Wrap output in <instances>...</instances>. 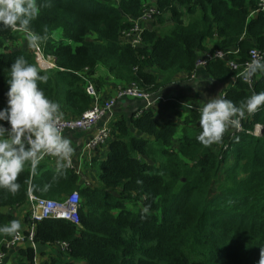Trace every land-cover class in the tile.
<instances>
[{
	"label": "trees",
	"instance_id": "trees-1",
	"mask_svg": "<svg viewBox=\"0 0 264 264\" xmlns=\"http://www.w3.org/2000/svg\"><path fill=\"white\" fill-rule=\"evenodd\" d=\"M151 1L38 0L41 12L32 28L46 35L38 45L53 57L55 67L42 69L32 50L8 47L21 32L0 30V108L6 106L11 64L20 56L48 76L47 83L38 86L67 117L91 106L86 86L89 80L98 82L94 75L99 65L117 81L151 93L178 72L191 75L195 60L204 53L238 48L233 58L243 63L250 49H264V0H153L159 11L168 10L172 23L167 30L145 29L142 45L133 47L120 33L131 27L129 18L141 14L143 3ZM155 18L164 23L160 12ZM214 35L219 38L215 49L199 54L204 40ZM205 69L215 81H234L224 98L239 106L249 97L251 89L225 60L210 59ZM254 75L253 91H264V74ZM163 103L164 110L180 106L169 99ZM199 118L200 112L189 108L178 133L174 121L157 119L151 107L140 109L130 121L121 117L111 124L107 157L92 159L97 184L77 189L79 175L73 168L61 175L43 158L35 176L25 167L17 193L0 189V207H20L29 190L56 200L78 190V223L26 218L34 224L33 242H66L68 255L83 264H260L264 107L247 115L241 131L231 134L229 128L222 141L211 146L196 140ZM256 123L262 125L260 136L252 134ZM13 219L11 212L0 213V225ZM19 257L32 264L34 251L21 249Z\"/></svg>",
	"mask_w": 264,
	"mask_h": 264
},
{
	"label": "clouds",
	"instance_id": "clouds-1",
	"mask_svg": "<svg viewBox=\"0 0 264 264\" xmlns=\"http://www.w3.org/2000/svg\"><path fill=\"white\" fill-rule=\"evenodd\" d=\"M40 12L38 0H0V30L22 32L29 46H36L46 38L32 28ZM256 72H264V62L254 61L243 78L247 80ZM47 81L48 76L41 75L38 67L23 56L11 64L6 106L0 108V189L12 194L20 190L17 181L25 167H30L31 175L35 176L47 155L56 158L58 174L62 175L73 164L75 149L59 126L60 105L38 86V82ZM261 106H264V91L254 92L239 106L220 95L208 98L199 109L201 132L196 140L204 146L221 142L230 127H239L246 113H254ZM143 212L147 213L148 207ZM20 229L21 221L13 219L9 224L0 225V234L15 235ZM260 264H264V249Z\"/></svg>",
	"mask_w": 264,
	"mask_h": 264
},
{
	"label": "crops",
	"instance_id": "crops-1",
	"mask_svg": "<svg viewBox=\"0 0 264 264\" xmlns=\"http://www.w3.org/2000/svg\"><path fill=\"white\" fill-rule=\"evenodd\" d=\"M152 6L156 7L154 1L150 3ZM171 18V14L168 13ZM169 16H167V20L172 23V19L170 20ZM186 19V17H184ZM165 21V20H164ZM145 29H157V30H166L163 29V24L154 19H147L144 22ZM61 34L60 30L58 31ZM22 34V32H21ZM24 34V33H23ZM219 41V38L214 35L211 37H207L203 42L204 50L199 51V54L203 53V51L214 50L215 45ZM220 50V49H218ZM216 51V50H215ZM214 52V51H213ZM50 56V55H49ZM52 57V56H51ZM228 57H233L229 55ZM47 64V67L52 68L55 67L54 59L50 60L48 58H44ZM215 59V58H214ZM223 59L226 61V58H216ZM41 63V62H40ZM51 63L54 65L51 66ZM41 66L42 63H41ZM206 68V67H205ZM205 68H197L194 71L193 76H190L188 72H178L176 73L168 82H165L160 85V88L152 93V96L157 99H169L170 101H174L178 103L180 106L175 107L173 109L161 111L170 112V110H174V117H170L165 113L160 118H168L175 122L177 126V132H182L183 123L188 115V109L193 108L198 110L204 106L207 102L208 98H214L217 95H224V92L234 84L233 80H227L226 82H218L211 79L207 73ZM264 72H257V78L262 76ZM94 77L97 79V83H92V87L96 92L94 102L102 103L110 96L113 95V90L125 85L117 81L116 78L112 77L103 65H99L95 71ZM5 91H8V86L5 87ZM250 95V94H249ZM224 97V96H223ZM164 102V101H163ZM162 101L156 100L153 102L151 109L157 113L156 110L161 109L163 107ZM191 105V107H189ZM145 107L144 101L132 99V98H124L118 100L114 106L107 111L101 118L97 121L95 125H93L90 129L85 131H71L67 130L63 133L66 137H68L72 141V146L75 149V153L73 155V168L76 173L79 175L78 187L83 186L85 184H97V170L93 165L92 159L103 160L107 157L109 147L107 142L101 144L98 148H96L91 153L85 150L86 141L92 136V134L101 126L108 125L111 129V124L114 121H117L121 117H124L127 121H130L132 115H137L139 110ZM63 116V115H62ZM157 118V119H160ZM129 130L131 128L132 131H135V127L132 125L128 126ZM141 135V134H140ZM142 138L147 141L153 140V137L149 135L142 134ZM150 142V141H149ZM46 157V158H45ZM44 159L48 164L50 169L56 170V158L53 156H45ZM69 193V192H68ZM65 193L64 197L68 194ZM28 203L25 202L20 207L12 208L9 206L0 207V213H9L11 212L14 216V219H18L21 221V229L24 235L27 233L30 223L27 220V210ZM12 235L0 234V250L4 253V257L2 259L1 264H27V260L22 257L17 258V252L21 249L32 248L34 251V259L37 263L48 262L51 259H57L64 262H73L75 264H83L82 261L75 260L67 253V249L61 244V242L53 243V244H37L29 241L26 237L23 238L15 247H6V241H8Z\"/></svg>",
	"mask_w": 264,
	"mask_h": 264
},
{
	"label": "built area",
	"instance_id": "built-area-1",
	"mask_svg": "<svg viewBox=\"0 0 264 264\" xmlns=\"http://www.w3.org/2000/svg\"><path fill=\"white\" fill-rule=\"evenodd\" d=\"M264 6V5H263ZM156 7L143 3L141 14L137 17L129 18L131 22V27L127 30H123L120 33V38L133 47L141 46L143 43V33L145 31L144 22L147 19H151L152 16L156 13ZM35 47V53L38 59H44L45 57L52 60L53 57L49 55H44L41 53L40 47ZM239 53L238 48H225L216 50L214 52H207L197 57L194 62V70L192 71L190 76H193L195 69L197 68H205L207 62L210 59L214 58H226V63L230 67L231 71L235 72V77L241 78L245 83H247L250 90L249 97L254 93L253 84L255 82V75L253 74L249 79L245 80L243 78L244 73L249 69V66L254 61L264 62V49H260L254 47L250 49L248 53V59L243 63L237 62L236 58L228 57L229 55L236 56ZM44 66L43 69L49 68L47 67L46 61L41 62ZM54 64L51 63V66ZM53 68V67H52ZM234 82V81H233ZM86 91L92 97L93 101L96 99V92L92 87V82L89 80ZM224 95H222L223 97ZM124 98H132L137 100L144 101L145 107L148 108L153 104L154 101H165V99H157L152 96V93L143 91L141 87H139L135 83L125 84L121 87H118L113 90V95L108 99L103 101L102 103L92 101L91 106L77 116H61V120L59 122V126L64 133L67 130L71 131H85L90 129L93 125L97 123V121L103 116L107 111L114 106V104ZM264 106H261V109ZM258 109V110H259ZM247 113L245 117L240 120L239 127H230V133L239 132L242 130V121L246 119ZM262 133V125L260 123H256L253 127L252 134L256 136H260ZM111 135V128L108 125H103L98 128L92 136L85 143V150L89 153L98 148L101 144L105 143ZM50 156V155H47ZM73 168V165L70 167ZM74 169V168H73ZM81 197L78 193V190H74L68 193L64 199L56 200L52 198H45L41 196H37L33 194L30 190L28 192L27 200L29 207L27 210V215L30 218L31 222L40 221L45 218H62L70 220L74 223H78V210L80 207ZM30 222L29 229L27 233L24 235L19 231L18 234L12 235V237L6 241V247H15L23 238H27L29 241L33 242V232H34V224ZM35 243V242H34ZM65 249H67L66 242H61ZM4 257V253L0 250V264ZM34 264H52L51 261L44 263H37L34 259Z\"/></svg>",
	"mask_w": 264,
	"mask_h": 264
},
{
	"label": "rangeland",
	"instance_id": "rangeland-1",
	"mask_svg": "<svg viewBox=\"0 0 264 264\" xmlns=\"http://www.w3.org/2000/svg\"><path fill=\"white\" fill-rule=\"evenodd\" d=\"M156 8H157L156 13L152 16L151 19H154L157 15H159V12H160L162 14L163 19L165 20L164 23H163V29L167 30L169 28V26H170V21L167 20V16H168L169 12H168V10H166L164 12L159 11V8H158L157 4H156ZM54 37L58 38L59 37V33L55 32ZM7 45H8V47H11L12 49H23V50L27 49V50H30V51L32 50L34 53L36 51L34 46H29L28 41H27V37L23 33L18 37L17 40H15L13 42H9V43H7ZM36 46L40 47V45H36ZM40 50H41V53L44 54L42 49H41V47H40ZM37 61H38L39 67L43 69L44 66H41L40 62L45 61V59H38L37 58ZM142 90L145 91L143 88H142ZM162 109H163V107L161 109L156 110L157 111V113H156V117L157 118H160L165 113H167L168 116L174 117L175 119H177L176 116L173 114L174 110H170V112H165V111H161Z\"/></svg>",
	"mask_w": 264,
	"mask_h": 264
}]
</instances>
